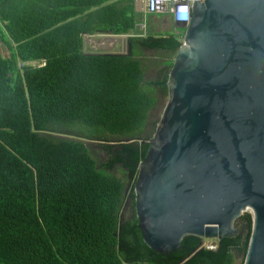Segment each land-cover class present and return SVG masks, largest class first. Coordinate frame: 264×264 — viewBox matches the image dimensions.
Here are the masks:
<instances>
[{"label": "trees", "instance_id": "16d2710c", "mask_svg": "<svg viewBox=\"0 0 264 264\" xmlns=\"http://www.w3.org/2000/svg\"><path fill=\"white\" fill-rule=\"evenodd\" d=\"M140 22L132 0H0V264H236L247 253L251 233L217 250L189 236L169 255L144 243L134 187L182 39L133 36ZM95 34L131 35L132 54L85 53ZM241 222L252 228V214Z\"/></svg>", "mask_w": 264, "mask_h": 264}, {"label": "water", "instance_id": "95a60500", "mask_svg": "<svg viewBox=\"0 0 264 264\" xmlns=\"http://www.w3.org/2000/svg\"><path fill=\"white\" fill-rule=\"evenodd\" d=\"M192 2L135 182L140 230L169 255L189 236L237 238L252 214L245 264H264V0ZM117 36L95 38L113 47Z\"/></svg>", "mask_w": 264, "mask_h": 264}, {"label": "rangeland", "instance_id": "374dc122", "mask_svg": "<svg viewBox=\"0 0 264 264\" xmlns=\"http://www.w3.org/2000/svg\"><path fill=\"white\" fill-rule=\"evenodd\" d=\"M147 25H148V34L149 33H152L155 35L164 34L166 36L167 34L174 33L175 35L179 36L180 40L182 39V37L186 31V28H180V27L176 26L174 24L173 20L168 15L149 17L148 21H147ZM88 37L89 36L84 37L85 42H91V41H92L91 43H93V41L96 42L95 37H91L93 40L91 38H88ZM115 38L118 39V43L116 44L118 48L112 49L111 52L116 53V54H129L130 53L129 41H130L131 35H121V36H117ZM0 51L5 58H9L10 51L5 44L0 43ZM90 52L100 53L101 50H98V51L90 50L89 53ZM146 54L151 56L155 53L153 51H148V52H146ZM174 57L175 56L172 57V60L174 59ZM43 65H46V63H44ZM170 70H171V68L166 71V74L170 73ZM156 78H157V72L156 71H149L146 73L145 81H154ZM167 101H168L167 95H166V97L160 98L158 104L150 113L149 123L151 124L150 125V132H151L152 136L154 135V133L156 131L157 125H158V123L162 117V114H163L164 108L167 104ZM87 144H90V143H87ZM91 146L92 147L90 148V150L92 151V154L94 155L95 159L99 163H102L103 161H105V159H106L105 155L102 152L97 151V150H100L99 145L97 143H92ZM114 173L118 177L124 178L127 181V183L129 184V187L132 188V183L128 182V180L125 178L123 172H121L120 169L114 170ZM247 228H248V225H245L244 222H242L241 230L242 229L244 230V233L242 234L244 236V238H247L250 235ZM202 240H203V243H202L203 248H207V249L210 248L211 250H217L218 249V244H219L218 240H212V239H202ZM245 258H246L245 252L237 251L236 264H244Z\"/></svg>", "mask_w": 264, "mask_h": 264}, {"label": "built area", "instance_id": "2783aa9c", "mask_svg": "<svg viewBox=\"0 0 264 264\" xmlns=\"http://www.w3.org/2000/svg\"><path fill=\"white\" fill-rule=\"evenodd\" d=\"M141 22L136 26V37H146L148 33L147 21L149 17L168 15L174 24L180 28H187L192 18V0H132ZM46 63V62H44ZM210 249V248H209ZM211 250V249H210Z\"/></svg>", "mask_w": 264, "mask_h": 264}, {"label": "crops", "instance_id": "0c3cea01", "mask_svg": "<svg viewBox=\"0 0 264 264\" xmlns=\"http://www.w3.org/2000/svg\"><path fill=\"white\" fill-rule=\"evenodd\" d=\"M120 1H125V0H120ZM135 6V5H134ZM135 11H136V13H137V10H136V7H135ZM97 35H105V34H95V35H87V36H89L88 38H91V36L92 37H97ZM86 35L84 36V37H87ZM92 39V38H91ZM93 40V39H92ZM95 40H96V38H95ZM92 42V41H91ZM91 42H85V40H84V52L85 53H89V51L90 50H94V51H98V50H101L100 49V46H104L105 48H109L110 50H112V49H115V48H118L117 47V45H115V46H113V47H110V45L109 44H102V43H96L95 44V41H93V43H91ZM97 42V41H96ZM102 44V45H101ZM90 53H92V52H90ZM113 53V52H112ZM94 54V53H93ZM96 54H98V53H96ZM113 54H116V53H113Z\"/></svg>", "mask_w": 264, "mask_h": 264}, {"label": "flooded vegetation", "instance_id": "af4514ba", "mask_svg": "<svg viewBox=\"0 0 264 264\" xmlns=\"http://www.w3.org/2000/svg\"><path fill=\"white\" fill-rule=\"evenodd\" d=\"M241 231H242V232H241V235H242V234L244 233V230L242 229ZM241 235H240V236H241ZM237 238H238V237H237Z\"/></svg>", "mask_w": 264, "mask_h": 264}, {"label": "bare ground", "instance_id": "6f19581e", "mask_svg": "<svg viewBox=\"0 0 264 264\" xmlns=\"http://www.w3.org/2000/svg\"><path fill=\"white\" fill-rule=\"evenodd\" d=\"M95 43H97V42H95ZM102 44H103V43H102ZM102 44H101V45H102ZM104 44H106V43H104Z\"/></svg>", "mask_w": 264, "mask_h": 264}]
</instances>
